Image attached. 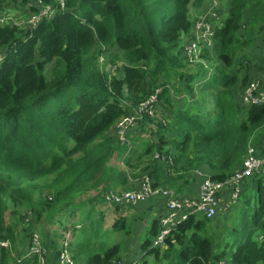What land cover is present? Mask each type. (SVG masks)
Segmentation results:
<instances>
[{"label":"trees","instance_id":"16d2710c","mask_svg":"<svg viewBox=\"0 0 264 264\" xmlns=\"http://www.w3.org/2000/svg\"><path fill=\"white\" fill-rule=\"evenodd\" d=\"M207 1L65 0L60 8L57 0H0V12L16 16L56 10L34 28L0 26V240L8 244L0 264H39L30 247L42 223L89 205L71 250L79 264H147L146 255L151 264H264V174L244 183L230 225L215 231L212 220L191 215L162 248L142 239L140 259H124L136 216L114 219L109 230L103 212L92 217L103 194L130 189L139 165L136 180L185 194L200 183L198 172L222 182L241 169L248 146H263L264 105L243 106L241 96L264 74V0H228L223 20L211 22L212 46L190 56L192 13ZM157 91V114L140 113L121 145L116 123ZM134 140L144 147L134 152ZM158 231L153 218L146 232ZM113 233L122 234L117 242ZM52 240L41 241L54 250L47 264L59 255Z\"/></svg>","mask_w":264,"mask_h":264},{"label":"built area","instance_id":"2783aa9c","mask_svg":"<svg viewBox=\"0 0 264 264\" xmlns=\"http://www.w3.org/2000/svg\"><path fill=\"white\" fill-rule=\"evenodd\" d=\"M65 0H57L58 6L63 8ZM216 0L211 2V6H216ZM56 10L49 6H43L38 12L31 15L27 24L31 28L36 27L44 19H50ZM11 17L7 15L4 18H0V24H12L19 26L11 22ZM211 25V23H210ZM206 29L198 34L194 35L193 42L186 48L187 54L192 56L196 55L197 45L200 43L209 44L213 39L214 29L207 25H204ZM158 91L150 95L139 108L134 110L132 117H127L119 120L115 125V132H117L119 140H125V137L132 128L135 126V121L140 118V113H145L148 116H154L157 114L155 109V100ZM241 103L243 106H263L264 105V74L257 80L251 82L243 91L241 96ZM117 130V131H116ZM264 142L263 146L258 149L248 146L246 155L242 161V167L240 170L235 171L229 178L224 181H213L209 175L204 172H198L196 175L200 179L198 186H195L190 191V196H183L174 192L171 189H158L153 190L149 178L144 177L139 180V188L134 192H127L120 194L119 192L110 190L106 194H103L104 203L107 205H119V206H133L140 203H145L152 194H161L165 199L164 210L161 216L158 218L159 231L155 235L151 242L153 248H162L165 246V239L170 230L174 228L179 222L185 221L189 216L196 213L202 214V216L208 220H212L223 206L230 209L238 204L240 200V194L242 193V187L250 177L255 174H264ZM167 162H171L168 160ZM226 210V208H225ZM8 244L5 241L0 240V246L6 247ZM68 242L64 244L62 249L59 250V255L55 264H74V259L71 252L68 249ZM67 246V247H66ZM47 251V250H46ZM42 246L41 239L37 235H34L31 241L30 252L36 255L38 263H43L44 259L47 261V254ZM118 264H139L138 261H121ZM218 264H227V262L221 261Z\"/></svg>","mask_w":264,"mask_h":264},{"label":"rangeland","instance_id":"374dc122","mask_svg":"<svg viewBox=\"0 0 264 264\" xmlns=\"http://www.w3.org/2000/svg\"><path fill=\"white\" fill-rule=\"evenodd\" d=\"M213 0H208L207 4L205 5V7H201L198 10H194L192 13V26H191V34H194L196 36H198V34L202 31H204L206 29V27L204 25H207L209 27H211L210 23H216L219 25V22H221V19L223 20V18L220 17H224L226 15V11H227V4H228V0H224L222 2H220L219 0H216V6H211V2ZM29 7V5H27V8ZM2 13V14H1ZM6 13V14H5ZM7 15L8 17H11V22L18 24L21 27H27V21L30 19L31 15L28 17H23L20 15L15 16L14 11H5V12H0V18H4V16ZM15 16V17H13ZM16 20H15V19ZM18 18V19H17ZM3 24H0V26ZM262 34L259 35L258 41L261 40L262 38ZM264 37V36H263ZM256 43V46H260L261 43L258 42ZM213 44V39L209 42V44H203L200 43L197 45V52L199 54V52L202 50L203 47L205 48H209L210 46H212ZM255 46V47H256ZM255 47H253L252 49L254 50ZM113 52V51H112ZM113 53H116V51H114ZM111 53V54H113ZM107 54H109V51L107 52ZM2 59V56H0V61ZM112 63H115L111 58H110ZM99 63L100 65L104 66V69L109 71L110 69L113 68V65L110 63V61L108 59H99ZM118 65V64H116ZM208 66V65H207ZM113 128L109 131V133H112ZM139 136L141 138H143L144 140H148V136L147 135H142L139 134ZM125 141V140H124ZM124 141L122 140V142L120 143L121 145L126 144L124 143ZM133 142V146H134V152H136L137 148H142L144 147L145 143L142 140H134ZM264 142V137H263V141ZM129 150L128 152L132 151L133 149L131 147H128ZM157 155H155L156 157ZM125 158V156L123 157ZM112 162H114V160H112ZM134 162V160H133ZM117 167H121L120 163H116ZM132 164V163H130ZM141 167L139 165V167L134 171L133 174H137L139 178L140 174L142 172H144L145 170H141ZM152 168L147 169V171H149ZM144 174V173H143ZM137 178H133V177H129V187L130 189H121V188H113L114 191L119 192L120 194H124L127 192H134L137 191L139 188V182L138 180H136ZM158 190V189H156ZM255 192V190H253ZM252 193L253 198H254V194ZM98 193H101V191L96 192V191H91L89 193L90 197H94L95 195H97ZM181 195H183L182 193H180ZM86 199L85 196L82 197H78L75 199L74 204H81L82 202H84V200ZM163 197L161 196V194H152L148 200L144 203V204H140L137 205L136 207H132V208H125L124 210H117V212L114 211V208L112 206H109L107 204H104L102 202H96L94 205V211L92 213V217L96 218L98 217L97 214H99L100 212H103V218H104V229L109 230L110 229V224L112 223V221L120 216L123 217H127V218H131V216H136L137 220L131 222V226L133 228V231L131 233L130 236H128L127 238L124 239V249H127V253L126 255H124L126 258L124 259H128V258H139L140 256L144 253L143 249L140 247V243L141 240L148 237V239L151 240V242L153 241L155 236H152V234H148L146 232L148 225L151 222V219H153L156 215H158V211L164 206V201L162 200ZM109 207V208H108ZM240 207V200L238 202V204H236L235 206L231 207L230 209H227V207L223 206L221 208V212H219L213 219V229H215V231L224 226H228L231 223L232 218L234 217V215L236 214V211L238 210V208ZM91 208V205L86 206V207H78V208H67L64 209L61 213H59L56 218L52 221V223L48 224V223H42V227L38 228L37 230V234L38 236L40 235L43 239H41L42 242H47L49 241V243H53L54 241L52 240L53 238L56 239L55 243L57 244V248L59 250L62 249L64 244H67L68 242V249L71 252L72 250V246L74 245L75 241H78V239H80L82 237L81 234H79V229L81 228V218L86 220V216L88 214V210ZM226 208V210H225ZM196 217L198 218H202V214L200 213H196L195 214ZM226 216L228 217L229 221L224 222L222 219L226 218ZM158 219V216H157ZM87 221V220H86ZM47 224V225H46ZM76 225V228L72 229V225ZM80 227V228H79ZM64 228H67L66 230H64ZM47 232L48 235L45 236V233ZM76 238L73 237V234ZM122 234H118V233H113L112 234V239L117 242V240H119L121 238ZM47 240V241H46ZM72 242V243H71ZM44 243H42L43 248L46 251L47 254V261L46 259H44L43 263H39V264H47L49 261L55 259L54 256V250L53 247L52 250L50 248H45L44 247ZM67 247V246H66ZM72 254V252H71ZM76 260H74V264H79L81 259L80 258H75ZM138 261V260H137ZM145 261L147 262V264H151V256L146 255L145 257Z\"/></svg>","mask_w":264,"mask_h":264},{"label":"crops","instance_id":"0c3cea01","mask_svg":"<svg viewBox=\"0 0 264 264\" xmlns=\"http://www.w3.org/2000/svg\"><path fill=\"white\" fill-rule=\"evenodd\" d=\"M132 130V129H131ZM192 185L190 186V188H189V191L192 189ZM168 189H170V188H168ZM171 190H173L174 192H176V193H179V192H177L175 189H171ZM189 191H187V192H185V194L183 195V196H190L189 195ZM180 194V193H179ZM163 201H165V199L163 198L162 199ZM164 206L158 211V215H156L154 218H157V216H158V218L161 216V214H162V212H163V210H164ZM151 221H152V219H151ZM56 263V260H55V262H54V264Z\"/></svg>","mask_w":264,"mask_h":264},{"label":"bare ground","instance_id":"6f19581e","mask_svg":"<svg viewBox=\"0 0 264 264\" xmlns=\"http://www.w3.org/2000/svg\"><path fill=\"white\" fill-rule=\"evenodd\" d=\"M2 14V13H1ZM6 14V13H5ZM4 16V15H3ZM16 16V15H15ZM14 17V16H13ZM15 19V18H14ZM18 19V18H17ZM16 20V19H15ZM1 26H3V25H1ZM32 241V240H31Z\"/></svg>","mask_w":264,"mask_h":264},{"label":"clouds","instance_id":"9594fccd","mask_svg":"<svg viewBox=\"0 0 264 264\" xmlns=\"http://www.w3.org/2000/svg\"><path fill=\"white\" fill-rule=\"evenodd\" d=\"M210 47H211V46H210ZM210 47H209V48H210ZM209 48H208V49H209ZM130 131H131V130H130ZM130 131H128V132H130ZM127 134H128V133H127Z\"/></svg>","mask_w":264,"mask_h":264}]
</instances>
